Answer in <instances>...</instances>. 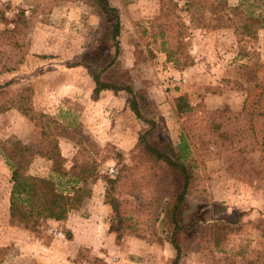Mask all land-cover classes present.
Listing matches in <instances>:
<instances>
[{"label": "rangeland", "instance_id": "rangeland-1", "mask_svg": "<svg viewBox=\"0 0 264 264\" xmlns=\"http://www.w3.org/2000/svg\"><path fill=\"white\" fill-rule=\"evenodd\" d=\"M109 2L119 9L122 23L120 52L113 64L116 48L108 38L112 17L100 14L93 0H0V92L15 97L28 88L26 93L30 92L37 111L79 125L68 126V130L79 128L88 136L89 150L79 151L75 141L61 137L67 169L75 160L97 161L98 176L89 181L91 196L71 214L101 216L106 214L101 205L104 201L110 208V227L116 228L118 215L106 201L107 182L103 176L113 177L122 163H134L140 133H146L152 145L169 154L185 133L197 163V186L178 213L179 223L192 238L200 224L216 222L229 226L231 231L221 239L226 252L198 251L194 249L196 243L186 241L178 264L184 256H189L185 264H228L238 243L247 244L254 251L250 257L264 264V153L226 151L213 127L225 119V113L244 109L254 114L253 134L264 143V0H228L232 5L243 4L245 13L252 15L255 31L249 36L234 27L214 28L212 15L205 13L207 27L192 25L191 48L196 63L184 70L168 62L155 43L160 0ZM90 70L117 83L122 81L113 79L111 72L128 79L139 94L143 116L154 119L157 128L147 131L150 125L132 111V95L126 90H109L116 98L110 95L102 102L103 90L94 99L96 83ZM180 96L186 98L191 110L178 112ZM98 106L105 108L99 115L94 113ZM245 135H239V144L248 147L250 137ZM9 137L34 145L41 129L13 108L0 112V139ZM54 169L52 162L41 157L30 166L31 173L51 174L58 187L67 190L68 185L59 182ZM11 187L10 167L0 156V242L7 240V245H0L8 247L3 264H34L38 259L34 239L25 235L27 229L9 223L7 200L10 202ZM121 198V213L131 217L134 228L124 234L133 233L160 246L170 243L173 225L163 212L164 203L154 201L148 192L136 197L123 194ZM91 199L96 201L88 207ZM58 232H63L64 238ZM32 233L55 236L63 242L71 237L64 222L54 220L45 221ZM22 241H31L35 251L21 248L17 243Z\"/></svg>", "mask_w": 264, "mask_h": 264}, {"label": "trees", "instance_id": "trees-1", "mask_svg": "<svg viewBox=\"0 0 264 264\" xmlns=\"http://www.w3.org/2000/svg\"><path fill=\"white\" fill-rule=\"evenodd\" d=\"M100 14L112 17L108 38L114 41L116 55L111 64L115 63L120 52L118 36L121 32L120 11L111 6L109 0H93ZM185 12V16L182 15ZM212 15L215 22L214 28L234 27L243 35L254 33L252 15L246 14L243 4L232 5L228 0H160V12L156 18V29L153 33L155 43L166 54L167 61L177 69L184 70L196 63L192 53V25L204 28L208 25L204 22L205 13ZM106 16V17H107ZM188 19V22H187ZM110 64V65H111ZM110 73V71H108ZM96 83L94 99H97L103 90H112L118 93L126 90L132 95L130 107L136 115L150 125L149 130L157 128L154 119L145 118L141 111L138 93L129 83L128 79L110 73L113 79H119L122 83L103 79L100 72L90 70ZM3 86L0 85V91ZM30 89H26L27 92ZM20 93L15 97L6 92H0V112L17 109L41 129V137L34 145H28L16 137L0 139V156H2L11 170V191L9 202V223L32 232H37L39 227L49 219L65 222L70 214L78 210L91 196L89 181L98 176L97 161L87 159L81 163L77 160L67 169L66 158L60 148V138L66 137L75 141L79 151H88L86 146L89 137L79 131L68 130V126L77 127L76 122L66 124L42 111H37L32 103V97L28 93ZM184 96L178 98L177 109L179 113L191 110ZM245 115V116H244ZM222 122L213 124L217 137L222 141L220 146L226 151L246 152L261 150L264 153V143L260 142L253 134L254 114L239 112L225 113ZM245 118V119H244ZM252 132L250 135H245ZM151 133V132H150ZM250 137L248 147L240 146L242 136ZM79 135V138H77ZM155 134H151L154 136ZM239 137L235 141L234 138ZM139 148L133 155V164L122 163L113 177L103 176L107 182L106 201L117 211L118 223L111 231L116 232L118 242L133 230L131 217L122 214L120 207L124 202L121 195L126 194L136 197L148 192L156 202L165 204L163 212L173 225L170 243L177 251L173 264H178L181 254L186 248L184 243H196L194 249L198 251H212V249L226 252L222 238L230 232L229 226H222L216 222L200 224L194 237H188L180 225L178 213L182 210L187 196L194 192L197 186L196 168L192 143L186 134L182 133L177 148L171 154L162 151L152 145L146 133H140ZM44 158L55 166L53 173L60 178V183L68 185L67 190L58 187L54 176H42L30 172V166L38 158ZM64 180V181H63ZM70 185V186H69ZM128 201V198H126ZM7 246L0 245V264H3L7 255ZM247 244L238 243L231 253L228 264H259L257 258H251Z\"/></svg>", "mask_w": 264, "mask_h": 264}, {"label": "crops", "instance_id": "crops-1", "mask_svg": "<svg viewBox=\"0 0 264 264\" xmlns=\"http://www.w3.org/2000/svg\"><path fill=\"white\" fill-rule=\"evenodd\" d=\"M187 73L190 74L191 70ZM110 95L112 94H109V90H105L101 93L100 100L103 102ZM112 97L115 96L112 95ZM104 111L105 108L101 106L94 109V113L97 112L98 115ZM95 201V199H91L87 206H93ZM7 202L8 205L9 198ZM101 205L106 212L101 216L70 214L64 224L70 231L71 237L64 242L55 236L46 238L26 230L25 235H28L30 240L34 239L32 243L35 242L36 248H33L38 251V259L33 261L34 264H172L176 257V250L168 242L160 246L133 233L126 235L122 241L118 242L117 234L111 231L110 222L107 219L110 208L104 204V201L101 202ZM0 243L7 245V240ZM21 243H17L21 248L24 246L33 249L31 241L30 243L27 241ZM34 249L33 251H35ZM188 257L184 256L181 263L185 264ZM5 262L7 263V261Z\"/></svg>", "mask_w": 264, "mask_h": 264}, {"label": "built area", "instance_id": "built-area-1", "mask_svg": "<svg viewBox=\"0 0 264 264\" xmlns=\"http://www.w3.org/2000/svg\"><path fill=\"white\" fill-rule=\"evenodd\" d=\"M111 172H113V169H111ZM57 235L64 238L63 232H58Z\"/></svg>", "mask_w": 264, "mask_h": 264}]
</instances>
